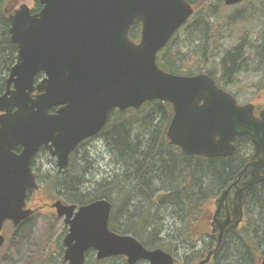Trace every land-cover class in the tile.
Listing matches in <instances>:
<instances>
[{
	"label": "water",
	"instance_id": "obj_1",
	"mask_svg": "<svg viewBox=\"0 0 264 264\" xmlns=\"http://www.w3.org/2000/svg\"><path fill=\"white\" fill-rule=\"evenodd\" d=\"M37 1L38 12L23 3L9 16L17 57L0 95V247L4 222L17 225L31 213L24 208L27 190L37 186L30 161L40 146L62 169L82 141L102 130L111 110L159 100L172 110L166 138L187 155L229 158L235 138L243 136L254 146L250 160L215 198L210 226L216 244L200 264L208 262L223 235L242 223L248 193L264 181V107L255 117L252 102L237 104L209 74H174L157 65L158 52L193 13L187 0ZM136 21L140 36L131 41ZM38 72L45 76L34 86ZM53 106L58 109L49 114ZM17 145L19 153L13 151ZM54 207L67 216L70 264H82L88 248L98 259L124 255L128 264H174L162 248L148 249L129 234L111 231L105 198L80 206L71 219L74 205L57 200Z\"/></svg>",
	"mask_w": 264,
	"mask_h": 264
},
{
	"label": "trees",
	"instance_id": "obj_2",
	"mask_svg": "<svg viewBox=\"0 0 264 264\" xmlns=\"http://www.w3.org/2000/svg\"><path fill=\"white\" fill-rule=\"evenodd\" d=\"M187 1L193 7L192 16L181 28L187 40L183 45L174 44V37L180 29L157 54V65L174 74L205 72L221 87L212 70L200 63L201 57H207L210 45L213 50L219 49V41L235 29L231 24L227 26L229 22L223 26L220 24L227 6L224 0ZM4 2L0 0V94L5 89V72L14 58V49L7 34L8 22L2 14ZM39 7L35 3L32 10ZM139 26L138 21L133 24L129 32L131 39L137 36ZM257 40L260 44L250 49L264 50V31ZM236 56V50L234 53L227 51L221 61L223 74L228 78L240 72L243 60L236 63ZM261 60H264V55ZM261 66L264 69V64ZM171 116L170 104L159 100L146 102L139 109L111 110L105 126L97 135L103 137L114 162L124 171L110 178L104 176L94 186H87L72 169L56 182V186L61 190V198L68 202L109 200L112 203L111 229L132 235L145 247L171 251L173 246L168 240L169 234L177 233L175 240L180 245H175L174 250L182 245L185 253L180 261L177 260L178 255L175 256V264H191L203 258L216 244V239L207 229L208 202L235 178L252 154V145L248 138L242 137L235 140V151L229 158L188 156L170 145L165 136ZM166 212L180 224V228L165 229L163 215ZM244 217L240 230L223 236L220 246L211 255L212 264H255L257 255L264 253L263 183L256 185L250 193ZM159 236H164V240ZM199 242H202L201 248H197Z\"/></svg>",
	"mask_w": 264,
	"mask_h": 264
},
{
	"label": "rangeland",
	"instance_id": "obj_3",
	"mask_svg": "<svg viewBox=\"0 0 264 264\" xmlns=\"http://www.w3.org/2000/svg\"><path fill=\"white\" fill-rule=\"evenodd\" d=\"M15 1V6L20 5L22 2H25L29 6L31 5L28 0ZM226 6L223 10L220 24L223 26L229 22L227 26L231 24L235 29L232 30V33H226L227 37L219 41V49L213 50L210 45V48L208 47L206 52L207 57H201L202 61L200 64L208 70H212L213 74L218 78L220 86L236 95L239 103H245L252 98L258 89H264V69L261 66L264 64V60L260 61V58L264 55V50L255 51L250 49L251 46L260 44L257 38L264 31V0H245ZM229 17H234L235 19H229ZM239 18L244 19L240 20ZM189 28H192V26ZM174 39V44L183 45V41L185 43L187 40L184 29H181ZM235 50L237 55L236 63L242 60L243 63L239 66V74L236 76L231 75L228 78L223 74L221 61L227 51L234 53ZM102 138L97 136L85 142L78 150L76 163H72L75 167L74 171L86 182L87 186H94L104 176L110 178L124 171L123 167L114 162L113 155ZM38 162L40 163L38 165L40 168L38 182L46 188L47 198L56 196L55 191L58 190L56 182L62 176L54 174L56 167L46 154H42ZM170 215L169 212L163 215L165 229L173 230L180 228V224L176 223ZM14 230L9 223L4 224L6 239L4 245L0 248V264H30L32 262L48 264L46 262V254L48 249L51 248V243L48 240L51 239L52 241V237H55V234L54 232H50L49 234L47 231L48 225L45 224L43 218L41 216L33 217L31 218V222L25 223L23 228L17 230L16 234H14ZM165 234L166 231L163 232L164 236ZM176 234L175 232L169 234L171 237L168 240L172 242L173 246L171 251H168L167 248L163 249L174 256L178 255L177 260L180 261L185 252L182 245L177 251L174 250L175 245H180L175 240ZM164 236H159V238L164 240ZM165 245L169 246L168 243ZM201 246L202 242H199L197 248H201ZM186 252L191 253L188 250ZM120 262L119 260H115L114 263L120 264ZM143 264L149 263L145 262Z\"/></svg>",
	"mask_w": 264,
	"mask_h": 264
},
{
	"label": "flooded vegetation",
	"instance_id": "obj_4",
	"mask_svg": "<svg viewBox=\"0 0 264 264\" xmlns=\"http://www.w3.org/2000/svg\"><path fill=\"white\" fill-rule=\"evenodd\" d=\"M28 1L31 4L30 6L28 4H26L25 2H22L21 4L25 3L30 8V12L32 14L33 13H36V12H38L40 10L41 4L37 0H28ZM15 2H16L15 0H5L4 4L2 6V14H3L4 18L8 22V27H7L8 39H9V42L13 46V49H14V58L11 61V66L16 61V57H17V47L10 40V33H9L10 20H9V16L11 14H13L15 12V10L21 5L20 4L18 6H15ZM35 3H38L39 6H40L36 11L32 10L33 4H35ZM10 67H9L8 71L5 72V88H6V78H7L8 74H9ZM44 76L45 75L42 72H38L37 74H35V76H34V86H36L41 81V79ZM37 93H38V91L35 88V90L31 93V96L34 97ZM232 95L236 99L237 104H239V105L240 104H246V103L252 102V104H253V114H254L255 117H258L259 116V112L264 107L263 106V104H264V89H258L257 92L252 96V98L250 100H248L247 102H245V103H239V101L237 100L236 95H234V94H232ZM57 109H58V106H53L50 109H48V113L49 114L55 113L57 111ZM97 136H94V137H97ZM243 137H246V138H248V140H250L249 137H247V136H243ZM91 138H93V137H91ZM91 138H88V139L84 140L83 142H81L78 145V147L76 149H74V151H72L69 154V156H68V162H67V164L64 167H62V169H59L58 166H57V164H56V156L52 155L47 147L40 146L38 148V150L36 151V153L33 155L32 159L30 161V167H31V170H32V172H33V174L35 176V181H36L37 186L35 188H29L27 190V196H26V199H25V203L26 204H25V207L24 208H28L31 211V213L26 218H24L23 220H21L17 225H14L12 223V221H5V223H9L12 226V228L15 229L14 230V234H16L17 230L23 228V225L25 223L31 222V218L41 216L43 218V221L45 222V224L48 225V230L47 231L49 232V234H50V232H54V234H55V237H52V241H51V239L48 240V242L51 243V248L48 249L47 254H46L47 255V257H46L47 261L46 262L48 264H70L69 263V260L65 259V251L67 249V246L65 244L64 239H65L66 235L69 232V224L65 222V219L67 218V216L65 215V213L62 214L61 216L58 215L57 209L54 207V202L57 201V200H59L62 205H74L75 208L73 209L72 212L69 213V217H68L69 219H71V218L74 217L75 213L77 212V210H78V208L80 206L87 205L91 201H89V202H68V201H65V200H63L61 198V196H60V193H61L60 191L61 190H59V188L57 186L56 187L58 188V190L55 191L56 192V194H55L56 196H52V197L47 198L46 197V188H44V186L41 185L38 182V176H39L38 173H39V170H40V168L38 167V165L40 163L39 162L37 163V161H38L39 157L42 154H46L48 156V159H51L54 162V166L56 167V170H55V173L54 174H57L59 176H63L68 171H70V170L72 171V169H75V167H74V165H72V163L73 162L76 163L77 156H78L77 155L78 154V150L84 145L85 142H87ZM238 138H242V137H237V138H235V140H237ZM235 140H234V144H235ZM250 143L252 145V154L247 159V162L250 160V158L252 157L253 152H254V146H253L251 140H250ZM170 145L175 146L173 144H170ZM175 147H177V146H175ZM21 149H22V146L21 145H17L13 149V151L16 152V153H19L21 151ZM188 156H190V155H188ZM233 180H234V178H233ZM232 181H230L228 184H230ZM262 183L264 184V181L263 182H259V183L255 184L253 186V188L251 189V191L247 195L246 201H247L250 193L254 190V187L256 185L262 184ZM228 184H227V186H228ZM214 201H215V198L212 201H209L208 202L209 203L208 204V206H209V213H208V215L206 217L207 218V229L210 232V235H211V226H210V223L212 221V215H213V212H214ZM110 204H111V208H110V212H109L108 228L111 231L115 232L110 227V218H111V214H112V203L110 202ZM245 204H246V202H245ZM244 213H245V205H244ZM244 220H245V217L242 220V223L238 226V228L236 230H240L241 229V227L244 225ZM53 223H55V224H53ZM228 232H230V231H228ZM2 233H3V236H4V243H5L6 236L4 234V225H3V231H2ZM116 233H118V232H116ZM118 234H120V233H118ZM212 238H214V237L212 236ZM146 248H148V249H154L152 247L151 248L146 247ZM155 248H159V247H155ZM208 252L209 251L206 252V254H205V256L203 258H199L198 260L196 259V260L192 261L191 264H200V261H202L206 257V255L208 254ZM96 253L97 252H96L95 249L88 248L84 252V259H83V263L82 264H115L114 263L115 260L121 261L122 264H128L127 263V260H126V257L124 255L109 256V257H105V258L98 259ZM211 255L209 257L208 262L203 263V264H212L211 263L212 262L211 261V258H212ZM257 256L258 257L256 258L255 264H260L261 258L264 256V253L263 254H260V255L258 254ZM173 258H174V264H175L176 257L173 255ZM145 262H147V261H145V260H139V261H137L134 264H143ZM30 264H37V263L36 262H32Z\"/></svg>",
	"mask_w": 264,
	"mask_h": 264
}]
</instances>
